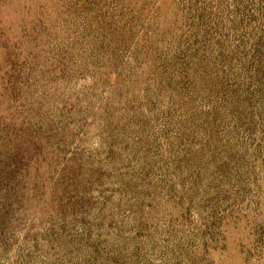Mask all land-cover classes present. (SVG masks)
<instances>
[{"label": "rangeland", "instance_id": "obj_1", "mask_svg": "<svg viewBox=\"0 0 264 264\" xmlns=\"http://www.w3.org/2000/svg\"><path fill=\"white\" fill-rule=\"evenodd\" d=\"M0 264H264V0H0Z\"/></svg>", "mask_w": 264, "mask_h": 264}]
</instances>
